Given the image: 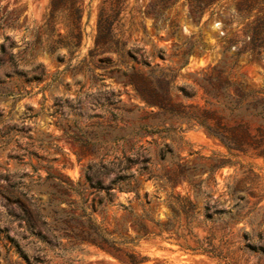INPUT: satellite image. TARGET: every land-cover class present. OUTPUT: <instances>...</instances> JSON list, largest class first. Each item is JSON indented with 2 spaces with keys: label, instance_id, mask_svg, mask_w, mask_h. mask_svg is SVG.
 I'll return each mask as SVG.
<instances>
[{
  "label": "rangeland",
  "instance_id": "obj_1",
  "mask_svg": "<svg viewBox=\"0 0 264 264\" xmlns=\"http://www.w3.org/2000/svg\"><path fill=\"white\" fill-rule=\"evenodd\" d=\"M50 1L0 0V264H28L21 248L42 264H127L107 249L74 245L66 235L67 212H90L94 204L97 223L134 236L130 210L166 221L172 216L168 200L176 193L188 195L202 211L203 194L224 207L230 262L186 249L168 233L120 247L146 256L141 264H264V159L241 154L218 166L227 149L202 128L154 114L157 109L145 106L116 75L100 76L99 68L93 75L83 59L94 46L102 0H82L80 42L64 38L62 17L57 25L46 24ZM199 2L194 10L190 0H129L130 41L153 64L174 69L178 100L203 104L195 80L218 62L228 78L264 89V0ZM58 51L66 55L63 61ZM184 83L198 90L194 97L183 98ZM171 125L177 128L164 130ZM128 156L148 158L163 178L178 162L187 164L189 176L203 180L202 194L196 198L183 177L174 188L161 187L147 172L134 171L129 178L137 180V192L115 191L98 204L104 191L83 185L88 164ZM117 174L124 172L111 171L101 180L109 184Z\"/></svg>",
  "mask_w": 264,
  "mask_h": 264
},
{
  "label": "trees",
  "instance_id": "obj_2",
  "mask_svg": "<svg viewBox=\"0 0 264 264\" xmlns=\"http://www.w3.org/2000/svg\"><path fill=\"white\" fill-rule=\"evenodd\" d=\"M190 1L194 10L200 8L199 0ZM128 5L129 0H102L94 46L83 59L93 75L96 74L95 68L101 70L100 76L116 75L125 85H131L135 95L145 106L157 109L154 114L168 115L189 127L202 128L227 149V155L218 166L232 162L231 157L241 154L264 159V89L250 88L242 81L228 78L224 74V66L218 62L203 70L202 75L195 80L202 91L203 104L176 99L173 86L177 74L174 69L161 68L153 64L146 51L138 48L136 41H130L131 36L126 28ZM60 17L66 30L64 38H73L80 42L84 31L82 0H51L46 24L57 25ZM56 53L60 60L65 59V54L60 51ZM125 54L129 55L130 60L125 59ZM135 63H139L140 66ZM186 63L185 60L183 65ZM91 64L94 65L93 68L90 67ZM180 90L183 98H192L198 92L194 85L186 83L181 85ZM175 128L177 127L173 125L164 126V130ZM178 128L182 130V127ZM136 164L140 166L132 170ZM152 166L148 158L135 160L130 156L118 162H92L86 168V182L83 185L89 183L90 187L96 189V194L104 191V195L97 200V203L101 204L104 199L110 200L107 197L115 191L137 192V180H131L129 175L138 171L147 172L149 174L147 179H154L157 186L161 187L171 185L174 188L183 177L194 187L196 198L202 194L203 180L195 182L188 174L190 167L187 164L178 162L173 172L164 178L155 175ZM111 171L124 174H117L109 184H104L101 180L102 175H107ZM203 200L202 211L198 203L188 195L171 194L168 202L172 216L166 221L156 220L147 213L137 215L130 210L131 225L136 231L134 236L130 234L125 236L117 227L109 229L102 223H97L93 218V212L97 208L93 204L90 212L86 210L80 214L72 210L67 212L65 223L69 232L66 235L70 241H74V245L85 243L107 249L127 264H141L147 258L135 251H126L120 245L135 243L138 238L164 233L176 238L186 249L230 262L231 230L226 223L221 224L220 217L225 209L220 207L218 200L211 195L203 194ZM145 218L154 223L159 231L150 230L144 221ZM20 251L28 264H42L39 256L31 258L26 250L21 248Z\"/></svg>",
  "mask_w": 264,
  "mask_h": 264
}]
</instances>
